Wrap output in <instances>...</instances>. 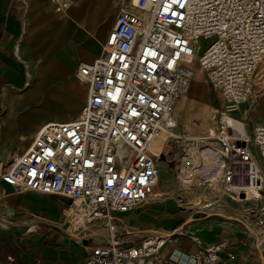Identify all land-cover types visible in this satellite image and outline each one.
<instances>
[{"label": "built area", "instance_id": "2783aa9c", "mask_svg": "<svg viewBox=\"0 0 264 264\" xmlns=\"http://www.w3.org/2000/svg\"><path fill=\"white\" fill-rule=\"evenodd\" d=\"M71 1L49 5L63 12ZM195 63L224 103L218 128L203 137L219 148L216 169L231 196L241 201L250 193L256 202L243 215L253 219L264 241V123H254L250 137L229 131L231 113L259 98L254 77L264 68V0H121L101 53L78 67L87 87L78 115L43 123L21 155L5 168L0 163V179L18 192L69 199L68 225L79 205L85 212L80 227L111 228L113 212L149 200L160 156L150 153V141L175 127L173 110L189 90ZM161 237L166 236L149 233L123 245L111 228L110 237L93 245L79 264H173L160 255ZM196 241L194 264L235 258L231 251L221 256L225 240Z\"/></svg>", "mask_w": 264, "mask_h": 264}, {"label": "crops", "instance_id": "0c3cea01", "mask_svg": "<svg viewBox=\"0 0 264 264\" xmlns=\"http://www.w3.org/2000/svg\"><path fill=\"white\" fill-rule=\"evenodd\" d=\"M120 4L121 0H72L65 11L57 12L49 0H0L3 168L28 148L44 122L70 121L78 115L87 94L78 67L91 63L101 53ZM206 82L214 93L207 78ZM256 102L248 100L231 113L241 119L232 120L233 127L241 133L246 127L248 137L254 123H264V96L260 106ZM194 154L200 160L198 151ZM149 200L126 212H113L111 228L123 245L137 244L155 230L174 233L161 254L164 257L170 247L168 256L174 259L173 264H194L200 248L196 240L227 241L221 256L226 258L229 251L235 254L227 264H264L262 234L253 219H245L243 210L238 213L233 208L212 207L184 224L188 217L178 223L177 215L165 205L167 198L153 196ZM251 201L247 207L255 205ZM0 202V264H79L93 245L110 237L111 228L102 224L80 227L82 223L73 220V227L71 222L68 225L65 211L69 199L65 197L18 192L0 179ZM177 231L180 233L175 235ZM7 256L13 260L8 261Z\"/></svg>", "mask_w": 264, "mask_h": 264}, {"label": "rangeland", "instance_id": "374dc122", "mask_svg": "<svg viewBox=\"0 0 264 264\" xmlns=\"http://www.w3.org/2000/svg\"><path fill=\"white\" fill-rule=\"evenodd\" d=\"M201 44L205 45L206 41L201 39ZM194 69L196 73L191 89L183 95L172 114L176 123L173 128L174 135L163 137V141L162 139L157 141L160 145L162 144L159 152L160 160H158L160 161L158 164L160 181L153 196L168 199L165 205L177 215L178 223L194 213H205L212 207L218 210L233 208L240 213L241 210L244 211L249 208L246 206L247 204H252V201H248V203L247 201H237L231 196L230 191L219 185L221 181L213 177L211 169L207 165L210 160L207 150L201 146V140H192V137L202 138L209 131L217 129L221 114L224 111L222 100L207 85L204 72L196 63ZM263 69V67H259L258 73L256 71L257 76L254 85L255 90L259 91V98L256 102V105L259 106L264 96ZM261 70L263 71L261 72ZM197 151L200 160L195 165L194 162L192 163L193 169H188V173H183L182 170H187L189 162L194 160V153ZM197 170L202 180L196 179L194 181V174ZM44 224L48 225L47 223ZM94 225L99 226L100 224ZM163 248L160 255L164 253ZM170 251L171 248L169 247L163 258H170L168 256ZM172 260L174 261V259Z\"/></svg>", "mask_w": 264, "mask_h": 264}, {"label": "bare ground", "instance_id": "6f19581e", "mask_svg": "<svg viewBox=\"0 0 264 264\" xmlns=\"http://www.w3.org/2000/svg\"><path fill=\"white\" fill-rule=\"evenodd\" d=\"M133 4H136V0H133ZM132 5V4H131ZM128 9L130 10V11H132V12H137V10L136 9H134L132 6H129L128 7ZM190 52H192V51H190ZM264 70V69H263ZM263 70H261V72L263 71ZM258 71H259V69H258ZM258 71H257V73H258ZM260 72V73H261ZM257 73H256V75H255V77H254V83H255V79H256V76H257ZM79 77H80V75H79ZM80 79L82 80V81H84L83 79H82V77H80ZM192 82H193V80L191 81V84H190V86H189V90H188V92L190 91V89H191V86H192ZM255 85V84H254ZM233 121H235V122H239V121H241V119H238V118H235V119H232ZM231 120V121H232ZM47 122V121H46ZM177 122V121H176ZM45 123V122H44ZM243 125L245 126V123L243 122ZM173 131H174V129H162L161 131H159L156 135H154L153 137H152V139H151V141H150V145H149V150H150V153L156 158L158 155H159V152H160V146L162 145H160L159 143H157V141L159 140V139H162L163 137H170V136H173L174 135V133H173ZM229 131L231 132V133H234V132H236L237 131V129L236 128H234V127H231L230 129H229ZM246 133V127H245V132H243L242 134H245ZM205 138V137H204ZM166 139V138H165ZM164 139H162V141H163ZM195 141H200V143H201V146H204V148L207 150V154L209 155L208 156V158L210 159L209 160V164H207V165H209V167H210V169H211V172H213V177L214 178H217L218 180H220L221 181V183H222V185L224 186V188L227 190V191H229V189L224 185V183H223V181L221 180V177H220V169H216V163H219V161H220V156H219V148L217 147V145L213 142V141H211V140H209V139H207V138H205V139H200V138H195L194 139ZM209 142H213V143H209ZM209 143V144H208ZM211 147H213V149H211ZM196 155H194V160L193 161H190L189 162V167H187V170L186 169H183L182 170V172L183 173H188V169L190 170L191 168L193 169V167H192V163L195 165L196 164V162L197 161H199V159H195L196 157H195ZM216 157V158H215ZM158 162H160V161H158ZM158 164V163H157ZM198 171V170H197ZM194 176H195V179H198L199 177H201L200 176V174H199V171H198V173L196 172L195 174H194ZM159 181H160V175L158 174V178H157V183L154 185V187H153V191H152V194L150 195V198L149 199H151L152 197H153V195H154V193H155V190H156V188H157V186L159 185ZM256 195H258V193L256 192L255 193ZM246 200H248V201H251L252 199H251V196H249L248 194H247V198H246ZM246 200H241V201H246ZM147 201V200H146ZM146 201H143V202H141L140 204H138L137 206H139V205H142L143 203H145ZM84 210L78 205V207H77V210L76 211H74V212H71L70 214L71 215H73V217L71 218V220H70V222H71V226L73 227V220H76L77 222H81L82 224L84 223V217H83V215H84ZM79 225V224H78ZM77 225V226H78ZM77 226H75L76 228H77ZM167 238H165V237H161V242H163V246L161 247V249L167 244V242L171 239L170 238V235H167L166 236ZM160 252H161V250H160Z\"/></svg>", "mask_w": 264, "mask_h": 264}, {"label": "water", "instance_id": "95a60500", "mask_svg": "<svg viewBox=\"0 0 264 264\" xmlns=\"http://www.w3.org/2000/svg\"><path fill=\"white\" fill-rule=\"evenodd\" d=\"M238 143V142H237ZM158 160H160V156L158 157ZM199 214H201V213H194V214H192V215H190L187 219H186V221L184 222V224H187L188 222H190L192 219H194L196 216H198ZM51 224H53V225H55L56 227H58L59 229H62L63 227H61V226H59V225H57V224H54V223H51ZM67 224L66 225H64V227H66L67 228ZM151 233H158V234H160V235H162V236H167V235H170V237H172L173 235H174V233H166V232H161V231H151Z\"/></svg>", "mask_w": 264, "mask_h": 264}]
</instances>
